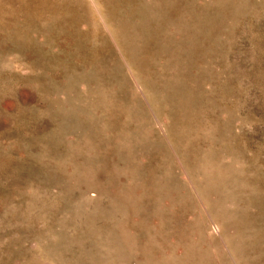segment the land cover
<instances>
[{"label":"rangeland","instance_id":"1","mask_svg":"<svg viewBox=\"0 0 264 264\" xmlns=\"http://www.w3.org/2000/svg\"><path fill=\"white\" fill-rule=\"evenodd\" d=\"M0 264H264V0H0Z\"/></svg>","mask_w":264,"mask_h":264},{"label":"bare ground","instance_id":"2","mask_svg":"<svg viewBox=\"0 0 264 264\" xmlns=\"http://www.w3.org/2000/svg\"><path fill=\"white\" fill-rule=\"evenodd\" d=\"M157 34V33H156Z\"/></svg>","mask_w":264,"mask_h":264}]
</instances>
